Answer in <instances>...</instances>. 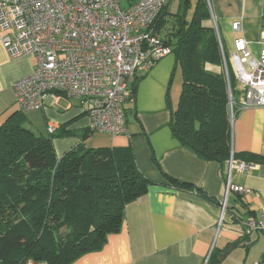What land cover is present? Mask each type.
Here are the masks:
<instances>
[{"label":"crops","instance_id":"crops-1","mask_svg":"<svg viewBox=\"0 0 264 264\" xmlns=\"http://www.w3.org/2000/svg\"><path fill=\"white\" fill-rule=\"evenodd\" d=\"M198 1L190 0V16ZM181 2L169 0L167 12L177 14ZM124 5L127 6L126 1ZM210 8L211 19L204 25L213 27L215 18L220 43L229 61L239 38L249 42L252 57L258 59L264 48V0H210ZM235 22L241 23L240 33L232 29ZM36 64L32 56L11 60L0 39V124L19 111L14 83L33 74ZM206 68L213 73L221 72V68L209 64ZM133 82L134 98L124 107L128 133L117 137L106 134L109 140L104 147H132L140 172L154 184L145 198L126 206L119 233L109 235L101 250L72 264H208L212 253L215 264L217 260L220 264H254L262 260L264 251L252 255V248L263 235L248 232L245 224L264 212V165L251 164L244 172L232 171L231 185L247 192L229 194L218 231L229 164L222 167L206 162L173 137L170 121L182 89L175 56L159 60L130 84ZM242 98L235 99V103L239 105ZM89 109L88 102L64 96H59L56 102L47 98L44 108L24 115V126L45 136L51 123L59 130L71 132L53 141L60 158L80 144L84 132L90 129ZM232 151L238 156L246 153L264 156V108L237 112L232 124ZM164 175L192 185L193 190L180 191L169 186Z\"/></svg>","mask_w":264,"mask_h":264},{"label":"trees","instance_id":"trees-1","mask_svg":"<svg viewBox=\"0 0 264 264\" xmlns=\"http://www.w3.org/2000/svg\"><path fill=\"white\" fill-rule=\"evenodd\" d=\"M190 11V0H182L175 15L166 6L153 26L182 77L170 128L182 147L224 167L233 152L229 103L238 83L214 27L204 25L211 19L206 0ZM208 64L221 72L207 70ZM135 92L133 82L126 103ZM25 114L19 110L0 124V264H72L119 233L126 206L145 198L154 183L140 172L132 147L87 148L85 141L96 133L91 129L58 158L53 141L71 132L58 127L50 134L47 127L48 136L36 134L24 126ZM234 158L264 165L261 155ZM164 177L177 190H193ZM213 260L214 253L208 264Z\"/></svg>","mask_w":264,"mask_h":264},{"label":"built area","instance_id":"built-area-1","mask_svg":"<svg viewBox=\"0 0 264 264\" xmlns=\"http://www.w3.org/2000/svg\"><path fill=\"white\" fill-rule=\"evenodd\" d=\"M123 1L127 2L124 8ZM168 2L0 0V39L8 57L15 60L32 56L37 63L33 74L14 83L19 110L27 113L42 109L47 98L56 102L64 96L90 104L93 132L112 137L126 135L124 107L130 96V83L139 73H147L156 62L172 54L153 29ZM206 2L210 10V0ZM212 19L219 38L215 18ZM232 29L240 33L241 23H233ZM234 48L228 61L243 98L237 105L230 96L231 125L239 110L264 108V48L258 59L252 57L244 38L236 39ZM221 49L225 59L222 45ZM57 129L55 124L48 125L50 134ZM228 164V186L218 231L229 194L247 192L231 185L232 171L244 172L253 166L236 160L233 152ZM245 227L248 232L264 236V212L246 222ZM25 264L36 263L28 260ZM254 264H264V257Z\"/></svg>","mask_w":264,"mask_h":264},{"label":"rangeland","instance_id":"rangeland-1","mask_svg":"<svg viewBox=\"0 0 264 264\" xmlns=\"http://www.w3.org/2000/svg\"><path fill=\"white\" fill-rule=\"evenodd\" d=\"M121 6L124 8V1L121 3ZM237 92L235 94V99L239 100L240 97L243 95V93L241 91H239V88L237 87ZM109 140V137L106 134H101V133H95L93 135H91L86 141H85V146L89 149L91 148H102L104 147L107 142ZM256 237V235L254 236ZM258 241L253 245L252 248V255H258V254H262V252L264 251V238L263 236L260 235L259 238H257Z\"/></svg>","mask_w":264,"mask_h":264}]
</instances>
